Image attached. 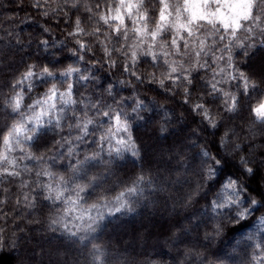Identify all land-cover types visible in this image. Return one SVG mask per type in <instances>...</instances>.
<instances>
[{
    "label": "snow or ice",
    "instance_id": "snow-or-ice-1",
    "mask_svg": "<svg viewBox=\"0 0 264 264\" xmlns=\"http://www.w3.org/2000/svg\"><path fill=\"white\" fill-rule=\"evenodd\" d=\"M30 7L27 41L0 36V218L11 203L46 218L50 240L87 247L146 192L187 185L203 205L173 209V245L189 246L182 264H264V0ZM129 164L140 171L124 179ZM182 198L193 208L192 193ZM226 214L228 251L213 247L218 228L205 231ZM93 264H106L98 246Z\"/></svg>",
    "mask_w": 264,
    "mask_h": 264
},
{
    "label": "trees",
    "instance_id": "trees-1",
    "mask_svg": "<svg viewBox=\"0 0 264 264\" xmlns=\"http://www.w3.org/2000/svg\"><path fill=\"white\" fill-rule=\"evenodd\" d=\"M30 2L31 0H25V5L22 8L15 0H3L6 7L0 8V36L12 32L14 36L19 34L27 41L30 34L37 31L38 26L29 18L35 15L34 10L30 7ZM54 31L56 35H60L58 31ZM60 38L63 39L62 36ZM7 39H13V37H6ZM144 94L149 98L156 96L154 92ZM158 103L170 104L169 101L159 98ZM238 136L243 138L242 134L238 133ZM233 142H238V140L234 138ZM248 142L247 139H244V143ZM139 171L138 168L133 170L129 164L128 169L121 173V177L127 179L128 176H133ZM124 173H127V176ZM161 173L164 177L169 176L168 173L163 172V169H161ZM146 174L151 175L157 183H161L157 172L152 171ZM184 179H188L194 184L197 178L194 176L184 177L178 173H172L170 176L171 181H182ZM163 187L164 190L161 192L174 198H178L187 190V185L177 191L181 187L180 185L167 182H164ZM133 217L134 214H129L114 219L113 223L105 229V234L95 242L107 244L111 241L112 245L115 246L121 233L124 234V241L128 242L129 236L127 233H131L132 229H136V240L134 242L141 251L139 256L141 264H152L153 261L156 264H160L161 261L164 264H181V261H184L183 253L189 250V246L187 244L174 246L173 236L168 239L159 237L157 233L163 229L158 216L151 218L155 223V227H148L149 221L144 220L142 217H136L135 219ZM38 219L41 220V224L36 223ZM129 221H131V224H126ZM117 225H125V228L117 229L115 227ZM51 235L47 231L46 218H41L39 215L27 216L22 209H16L14 204H8L4 208L3 218H0V264H86L85 255L80 251L84 247L83 245L68 248L66 245L70 241L63 240L61 244L58 239L51 238L50 240ZM56 235L59 236V234ZM145 238H147V242H145ZM158 248L160 249L159 252L156 251ZM194 251L204 252L203 249H195ZM120 264H126L123 257H121Z\"/></svg>",
    "mask_w": 264,
    "mask_h": 264
},
{
    "label": "clouds",
    "instance_id": "clouds-1",
    "mask_svg": "<svg viewBox=\"0 0 264 264\" xmlns=\"http://www.w3.org/2000/svg\"><path fill=\"white\" fill-rule=\"evenodd\" d=\"M242 155V154H241ZM239 157H237L238 159ZM259 180V178H257ZM258 186L257 182H251L250 187L255 189ZM205 188H200V193H204ZM183 193H192V201L193 208L187 207L189 201H186L182 198V195L178 198H174L173 196H169L166 193H156L152 196H148L147 192L145 193L147 199L142 200L135 209L134 217H142L144 220L149 221L148 227H155V223L151 220L152 217L158 216L162 224V231L157 233L159 237H163L164 239H168L170 236L175 234V230L173 229L171 232L169 231L171 225L175 222L173 217V209L176 212H179L181 216L189 211H194L198 207H202L203 200L200 201L199 204L195 203L196 193L187 186V190ZM148 201H151L149 204ZM165 201H167V205H165ZM147 205V206H146ZM155 205V207H153ZM126 224H131V221L126 222ZM117 229L125 228V225H117L115 226ZM235 227V220L229 217L227 214L222 217H217L216 221H212L209 223L208 228L205 230L209 234H215L212 230L219 229L220 234L217 239L213 242V247H221L224 251H228L231 247V243L233 237L231 235L232 229ZM126 231V229H125ZM136 229H132L131 233H127L129 236L128 242L124 241V234H120V238L116 241L115 246L112 245L111 241L107 244L97 243L93 241L88 244L87 247H83L80 251L85 255L86 264H93V256L96 253V246L99 247V250L104 253V258L106 260V264H120L121 257L124 258L126 264H141L139 260V256L141 254L140 249L136 247ZM145 242H147V238H145ZM77 245L81 244H73L71 241L66 246L68 248H73ZM157 252L160 251L158 248ZM183 261H181L182 264ZM152 264H156L155 261ZM160 264H164L163 261Z\"/></svg>",
    "mask_w": 264,
    "mask_h": 264
}]
</instances>
